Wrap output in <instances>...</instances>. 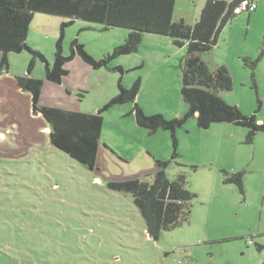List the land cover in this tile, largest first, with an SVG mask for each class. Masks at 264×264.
Masks as SVG:
<instances>
[{"label":"rangeland","instance_id":"rangeland-1","mask_svg":"<svg viewBox=\"0 0 264 264\" xmlns=\"http://www.w3.org/2000/svg\"><path fill=\"white\" fill-rule=\"evenodd\" d=\"M198 0H176L173 19L192 15ZM227 23L213 48L229 64L233 86L223 98L264 120V3ZM187 17V16H186ZM63 17L36 12L26 41L52 62ZM87 28H86V27ZM77 19L65 27L63 50L77 37L94 57L112 51L127 30L103 29ZM185 46L169 36L145 33L138 51L111 59L122 66L93 68L69 60L60 83L45 78V63L34 57L31 75L43 79L40 105L95 112L139 78L137 102L147 114L182 116L178 60ZM1 56V54H0ZM208 62L210 51L202 53ZM9 67L0 73V264H261L264 261V131L248 142L247 127L213 122L203 129L196 115L176 132V155L169 130L149 133L139 126L133 104L112 105L103 113L97 157L92 169L51 144L44 118L34 113L31 94L19 89L33 55L7 52ZM259 57L252 73L244 58ZM214 67V65H213ZM84 88V89H83ZM79 110V111H80ZM171 181L184 176L191 193L186 219L157 239L147 233L133 197L112 189L109 181L140 178L152 182L161 169ZM243 171L241 190L225 182ZM261 246L262 249H258Z\"/></svg>","mask_w":264,"mask_h":264},{"label":"trees","instance_id":"trees-1","mask_svg":"<svg viewBox=\"0 0 264 264\" xmlns=\"http://www.w3.org/2000/svg\"><path fill=\"white\" fill-rule=\"evenodd\" d=\"M239 1L205 0L199 18L194 24H190L182 19H173L175 0H0V73L8 70L7 52L26 50L33 55L26 75L16 76L15 84L31 94L33 112L44 118L49 127L51 144L90 169L97 157L103 113L112 105L126 102L133 104L132 113L137 124L149 133L161 128L170 131L173 155L177 154V129L194 115L197 117L196 124L203 129L213 122H232L245 126L248 130L246 140L251 142L258 131H264V120L258 121L255 113L247 114L239 106L223 98L221 92L228 91L233 86L231 73L224 65L211 66L202 56V53L209 52L217 44L221 30L236 15L242 12L251 15L253 11L236 12ZM36 12L57 14L64 18L59 26L60 33L55 41L52 62L26 41L29 23ZM77 19L101 23L103 29H126L127 34L124 41L115 44L112 51L101 58L89 53L77 37L70 40L69 51L65 53V27ZM145 33L169 36L175 46H185L178 66L182 72L180 93L189 108L182 116L168 118L158 111L145 113L136 100L141 86L139 78L131 86H126L120 77L116 95L95 112L69 111L38 103L43 79L31 75L35 56L45 63V78L55 83H60L62 77L68 74L66 63L76 57L93 68H112L122 73L124 68L111 65V59L138 51ZM243 61L255 75L254 69L259 57L253 61L245 57ZM157 164L161 169L156 172L152 182L140 178L108 182L112 189L125 191L133 197L135 206L144 218L147 233L154 239L158 238L162 230H171L180 220L186 219L193 197V193L184 186L183 175L171 181L163 169L166 162L158 160ZM242 176L243 171H237L228 175L224 181L243 190ZM258 249L262 247L259 246Z\"/></svg>","mask_w":264,"mask_h":264},{"label":"crops","instance_id":"crops-1","mask_svg":"<svg viewBox=\"0 0 264 264\" xmlns=\"http://www.w3.org/2000/svg\"><path fill=\"white\" fill-rule=\"evenodd\" d=\"M254 1L257 3V8H256L255 11L258 12L260 10V8H258L259 7V2L260 3H262V2L264 3V0H254ZM190 2H193V0H190ZM204 2H205V0H198L197 4H195V7H194L195 9L193 11V14L192 15H184V14H181L180 15V19L184 20L187 23L194 24L197 21V19L199 18V14L201 13V9L203 7ZM175 3H176V0H175ZM174 9H175V5H174ZM255 11H253V12H255ZM252 16H254V14L252 15V13H251V15L247 16V20L251 19ZM221 32H222V30H221ZM221 32H220V34H221ZM218 40H219V37H218ZM218 44H219V41H217V44H215L213 48H217ZM212 49L210 50V57H211V59H208V62L211 63V64H213L214 66L224 65L226 68L230 69L229 64H226L224 62V60H219V58H217L215 56V52L212 51ZM79 110H77V111H79ZM80 111H83V110H80ZM41 129L42 130L48 129V131H49V127H47V124H46L45 121H43V126H42Z\"/></svg>","mask_w":264,"mask_h":264},{"label":"built area","instance_id":"built-area-1","mask_svg":"<svg viewBox=\"0 0 264 264\" xmlns=\"http://www.w3.org/2000/svg\"><path fill=\"white\" fill-rule=\"evenodd\" d=\"M257 7V4L254 0H240L236 6V12L240 11H254Z\"/></svg>","mask_w":264,"mask_h":264}]
</instances>
